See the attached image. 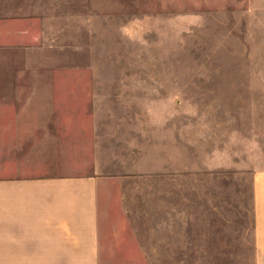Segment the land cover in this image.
Instances as JSON below:
<instances>
[{
  "label": "rangeland",
  "instance_id": "1",
  "mask_svg": "<svg viewBox=\"0 0 264 264\" xmlns=\"http://www.w3.org/2000/svg\"><path fill=\"white\" fill-rule=\"evenodd\" d=\"M11 95L100 145L102 264H253L264 0H0Z\"/></svg>",
  "mask_w": 264,
  "mask_h": 264
},
{
  "label": "crops",
  "instance_id": "2",
  "mask_svg": "<svg viewBox=\"0 0 264 264\" xmlns=\"http://www.w3.org/2000/svg\"><path fill=\"white\" fill-rule=\"evenodd\" d=\"M77 149L20 97L0 96V264H102L109 175L97 142L91 159ZM252 180V260L264 264V170Z\"/></svg>",
  "mask_w": 264,
  "mask_h": 264
}]
</instances>
